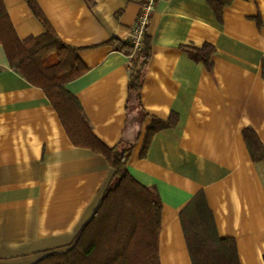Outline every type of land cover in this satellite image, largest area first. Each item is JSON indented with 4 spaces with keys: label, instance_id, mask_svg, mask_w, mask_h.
I'll use <instances>...</instances> for the list:
<instances>
[{
    "label": "crops",
    "instance_id": "obj_1",
    "mask_svg": "<svg viewBox=\"0 0 264 264\" xmlns=\"http://www.w3.org/2000/svg\"><path fill=\"white\" fill-rule=\"evenodd\" d=\"M35 1L86 68L66 88L90 134L109 148L129 144L128 172L158 194V263L227 264L193 215L203 194L238 264H264V0H155L138 96L130 55L114 42L130 41L146 0ZM3 4L20 41L43 34L26 0ZM204 45L208 64L193 55ZM6 57L0 44V264H33L74 242L112 169L71 140Z\"/></svg>",
    "mask_w": 264,
    "mask_h": 264
},
{
    "label": "trees",
    "instance_id": "obj_2",
    "mask_svg": "<svg viewBox=\"0 0 264 264\" xmlns=\"http://www.w3.org/2000/svg\"><path fill=\"white\" fill-rule=\"evenodd\" d=\"M26 3L43 25L44 32L38 37L20 41L13 32L3 0H0V44L10 67L29 84L43 90L71 140L78 145L91 144L105 156L112 169L91 218L80 226L74 242L64 251L44 254L33 264H159L157 236L161 202L156 190L142 185L128 172L127 158L132 149L129 144L119 143L109 148L90 134L81 105L66 88L67 82L80 76L86 68L78 59L76 49L62 43L53 32L36 1L26 0ZM145 34L140 49L135 53L130 41L126 44L114 42L117 49L130 55L129 93L137 96L141 89L142 71L150 56V44ZM210 49L204 45L193 55L208 64ZM259 153V157H264L261 148ZM196 196L192 204L199 211L193 215L201 220L204 218V235L208 233L209 241L216 244L212 251L221 253L227 264H238L233 241L216 237L204 196ZM185 234L188 235L186 228ZM209 241H206L205 248L208 254Z\"/></svg>",
    "mask_w": 264,
    "mask_h": 264
},
{
    "label": "built area",
    "instance_id": "obj_3",
    "mask_svg": "<svg viewBox=\"0 0 264 264\" xmlns=\"http://www.w3.org/2000/svg\"><path fill=\"white\" fill-rule=\"evenodd\" d=\"M155 0H146L141 5V10L135 21V24L132 26L130 32V43L132 45V51H138L141 47V42L146 31L147 23L149 21V15L152 11Z\"/></svg>",
    "mask_w": 264,
    "mask_h": 264
}]
</instances>
